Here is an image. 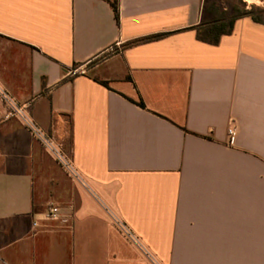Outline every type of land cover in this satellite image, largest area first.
Masks as SVG:
<instances>
[{
	"label": "crops",
	"instance_id": "0c3cea01",
	"mask_svg": "<svg viewBox=\"0 0 264 264\" xmlns=\"http://www.w3.org/2000/svg\"><path fill=\"white\" fill-rule=\"evenodd\" d=\"M110 1L0 0V84L75 174L0 101V264H264V23Z\"/></svg>",
	"mask_w": 264,
	"mask_h": 264
},
{
	"label": "built area",
	"instance_id": "2783aa9c",
	"mask_svg": "<svg viewBox=\"0 0 264 264\" xmlns=\"http://www.w3.org/2000/svg\"><path fill=\"white\" fill-rule=\"evenodd\" d=\"M113 51V49H111ZM85 74V69L82 66L72 68L68 71L67 75L69 77H75L78 75ZM0 101L6 106V112L4 113V119H19L29 130L30 132L41 141L43 146L53 155V152L56 151L54 147V142L45 137L39 129L36 127L30 116L27 114V106L19 105L15 99L5 90V88L0 84ZM229 135H233V129L229 130ZM58 159L64 164L65 168L69 171L70 175L75 176L74 171L68 161H66L62 156L58 155ZM72 219V209L62 207L50 203L47 205L44 211L38 214V220L33 223L34 227H38L41 222H58L63 225L70 224ZM123 231L129 236L131 234L127 231L125 227L122 226Z\"/></svg>",
	"mask_w": 264,
	"mask_h": 264
},
{
	"label": "trees",
	"instance_id": "16d2710c",
	"mask_svg": "<svg viewBox=\"0 0 264 264\" xmlns=\"http://www.w3.org/2000/svg\"><path fill=\"white\" fill-rule=\"evenodd\" d=\"M110 4L113 8L115 19L119 24L118 0L110 1ZM231 8L232 11L229 12L228 9H223L219 3L204 4L203 19L199 25L193 28L196 31L198 40L211 45L218 44L222 36L232 33L235 22L241 18L248 17L255 22L264 23V9L251 7L250 10H247L246 6L241 2ZM163 36L165 34L157 35L149 39H156Z\"/></svg>",
	"mask_w": 264,
	"mask_h": 264
},
{
	"label": "rangeland",
	"instance_id": "374dc122",
	"mask_svg": "<svg viewBox=\"0 0 264 264\" xmlns=\"http://www.w3.org/2000/svg\"><path fill=\"white\" fill-rule=\"evenodd\" d=\"M240 2L243 3L246 6L247 10H250L251 7H255L257 9H264V0H205L204 4L207 5L209 3L210 4L211 3H219L223 9H228V11L231 12L232 11L231 7L238 5ZM53 142H54V147H55L56 151L53 152V155L51 153H49V151H48V153L50 155H52L53 161H56L58 163V166H57L58 170H56V171L58 173L62 172L65 175H70V173L67 170V168H65L64 164H62L61 161L57 157L58 155H60L66 161H69L68 158H69V152H70L69 150H70V148H69L68 141L66 143H64L62 148L60 147L59 142H56V141H53ZM51 172L53 173V167L51 168ZM70 176H71V178H74L72 175H70ZM74 186L76 187L75 184H74ZM46 207H47V205H46Z\"/></svg>",
	"mask_w": 264,
	"mask_h": 264
}]
</instances>
